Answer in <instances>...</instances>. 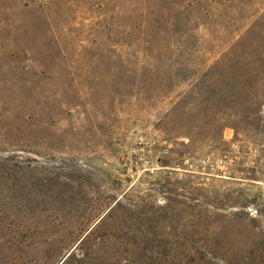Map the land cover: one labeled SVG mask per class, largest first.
<instances>
[{
	"label": "rangeland",
	"instance_id": "374dc122",
	"mask_svg": "<svg viewBox=\"0 0 264 264\" xmlns=\"http://www.w3.org/2000/svg\"><path fill=\"white\" fill-rule=\"evenodd\" d=\"M0 264H264V0H0Z\"/></svg>",
	"mask_w": 264,
	"mask_h": 264
},
{
	"label": "built area",
	"instance_id": "2783aa9c",
	"mask_svg": "<svg viewBox=\"0 0 264 264\" xmlns=\"http://www.w3.org/2000/svg\"><path fill=\"white\" fill-rule=\"evenodd\" d=\"M171 154L172 144L167 138L140 133L121 155V168L131 178L174 173L178 179L189 176L198 186L208 187L227 178L240 155V147L232 144L230 152H208L199 158L183 156L173 167L166 164Z\"/></svg>",
	"mask_w": 264,
	"mask_h": 264
}]
</instances>
